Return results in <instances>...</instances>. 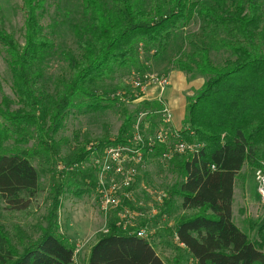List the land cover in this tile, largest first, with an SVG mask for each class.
I'll use <instances>...</instances> for the list:
<instances>
[{"label": "trees", "instance_id": "16d2710c", "mask_svg": "<svg viewBox=\"0 0 264 264\" xmlns=\"http://www.w3.org/2000/svg\"><path fill=\"white\" fill-rule=\"evenodd\" d=\"M82 2L86 24L78 35L79 55L65 54L69 74L56 85L55 96L47 95L38 85L45 56L55 47L43 24L46 0H24L23 43L6 31L0 18V45L19 104L17 110H11V102L0 103V197L8 209L27 210L39 188V172L31 161L34 154L7 150L8 143L27 145L36 140L42 151L57 158L54 136L71 109L111 108L126 99L142 98L143 92L118 96V88L100 94L99 86L123 68L143 73L142 54L147 59L161 58L180 32L202 20L203 36L206 30L226 36L223 47L227 55L215 63L207 42L191 40L189 49H182L181 56L172 60L179 71L206 80L189 101L182 129L164 127L172 131L173 143L183 141L198 149L166 159L178 182L165 193L161 213L170 212L173 198L181 200L183 211L196 213L178 219L169 228L194 264H264V223L258 228L257 247L233 220L238 175L245 164L258 169L264 159L260 156L261 150L264 152V0ZM110 93L112 99L102 98ZM162 104L158 100L143 105L146 111L161 115ZM133 119L135 116H125L116 140L100 141L94 144L95 150L127 143L124 138L129 129H135ZM147 144L148 150L168 151L165 144ZM86 154L82 150L72 156L68 165L72 168ZM62 180L54 186L52 210L36 242L19 251L0 226V264H73L74 247L58 235ZM88 264L168 263L149 237H139L137 230L124 228L115 219L99 234Z\"/></svg>", "mask_w": 264, "mask_h": 264}, {"label": "rangeland", "instance_id": "374dc122", "mask_svg": "<svg viewBox=\"0 0 264 264\" xmlns=\"http://www.w3.org/2000/svg\"><path fill=\"white\" fill-rule=\"evenodd\" d=\"M23 2L24 0H0V18L3 20L4 28L20 43H23L24 34ZM44 14L43 24L55 47L45 56L44 71L38 85L47 95L55 96L56 85L69 74L65 54L79 55L78 35L85 29V9L82 0H46ZM203 27L202 20L192 22L188 28L179 33L176 40L170 42L166 53L159 59H147L146 55L142 54L143 73L123 68L114 75L113 79H108L99 86L100 94H104L102 92L104 89L111 91L118 88V96L128 92L133 95L143 92L142 98L132 101L126 99L111 108L71 109L63 121L62 129L54 136L58 147L57 158L42 151L36 140H32L27 145H17L14 142L7 144V150H26L33 153L31 161L39 172L38 192L27 210H10L0 197V226L19 251L23 250L25 244L36 242L41 237L42 229L46 227L52 210L54 186L63 178L64 194L58 210V235L74 247L76 260L78 257L81 258L77 264H85L83 258L87 256V250L115 219L128 229L133 228L137 231L145 229L155 250L166 263L194 264L183 247L175 242L169 233V228L178 219L189 218L196 213L183 211L179 198H173L171 201L170 212L161 213L163 200L161 201L159 196L167 193L178 182V175L173 173L170 162L163 157L162 152L155 149L149 152L146 147L143 148L144 164H129L125 167L123 179L130 170L135 171L127 190V193L131 194V200H123L119 208L103 213L100 208L99 190L102 174L97 167L98 160L102 159L103 148L95 150L94 144L116 140L125 116H135V120L133 119L135 127L139 126L143 130L145 141L152 142V146H158L157 134L161 129L164 127L175 129L172 123L181 115L177 91L182 108L187 109L189 101L197 95L206 79L199 74L190 75L179 71L173 67L172 60L181 56L182 49H189L191 40L207 42L215 63H221L227 55L223 47L226 36L211 30L204 31L205 36H203ZM174 74L179 77L172 78ZM146 76L170 79L165 96L168 97L172 90L176 100L172 97L169 106L167 99H162L164 106L172 110L173 115L172 121L166 124L163 123L162 114L157 113V115L144 108V102L159 100L155 97L158 93L153 94L154 85L140 88L136 86V80H145ZM102 98L110 100L113 94L110 93ZM6 101L11 102V110L19 108L6 54L0 45V103ZM182 123L183 120L178 123L177 129H182ZM134 132L131 127L124 140L129 142V137L133 136ZM169 143L170 145L173 143L170 136ZM82 150L87 151L85 158L71 168L68 160L80 154ZM260 153L262 158L264 152L261 150ZM260 163H264L263 158ZM256 170L250 164H245L236 179L233 220L249 240L259 247L257 232L259 226L264 223V200L257 192ZM112 178H114L112 174L106 175L107 180L104 178V181L108 182L107 188ZM115 183L119 185L120 178H116ZM124 194L121 190L118 194L119 198Z\"/></svg>", "mask_w": 264, "mask_h": 264}, {"label": "built area", "instance_id": "2783aa9c", "mask_svg": "<svg viewBox=\"0 0 264 264\" xmlns=\"http://www.w3.org/2000/svg\"><path fill=\"white\" fill-rule=\"evenodd\" d=\"M137 87H147L150 85L157 86L158 89L163 93L167 90V87L170 85V80L167 77H155V76H146L145 80H137L135 82ZM144 89V88H143ZM159 101L162 102V96H160ZM163 103V102H162ZM162 116L165 123L172 121L173 115L169 108L164 106L162 110ZM176 130V129H175ZM134 134L129 142L124 144H119L115 146H107L102 151V159L98 160L97 167L101 172V180L99 181V190H100V208L103 213H108L110 209H117L121 206L123 200H131V194L127 193L128 188L130 187V181H132V175L135 173L134 170H130L126 173V178L123 179L125 175V167L129 164H144V158L142 150L145 146V138L143 136V130L136 126L134 129ZM172 131L161 129L157 134V141L160 144H165L168 146V151L163 154L165 159H171L173 155H184L188 153H193L198 147L193 144H188L183 141H175L170 145L169 143V133ZM175 138V136H173ZM148 142V141H147ZM152 142H148V146H152ZM151 148V147H149ZM153 149V148H152ZM151 149V150H152ZM151 150H148L149 152ZM99 172V174H100ZM112 174L114 178L110 179L111 183L108 188L106 184V175ZM104 178L106 179L104 181ZM116 178H120V184L117 185ZM256 180H257V192L260 198L264 200V163L261 164L256 170ZM105 182V183H104ZM120 191H124V195L120 198L118 196ZM166 197V194H161L159 198L161 201ZM120 224V223H118ZM121 225V224H120ZM122 226V225H121ZM126 228V227H124ZM138 236L141 238H147L148 235L145 232V229H140L138 231Z\"/></svg>", "mask_w": 264, "mask_h": 264}, {"label": "crops", "instance_id": "0c3cea01", "mask_svg": "<svg viewBox=\"0 0 264 264\" xmlns=\"http://www.w3.org/2000/svg\"><path fill=\"white\" fill-rule=\"evenodd\" d=\"M174 77V79L175 78H178L179 76L178 75H173L172 76V78ZM170 80V79H169ZM176 86V85H175ZM155 88L153 89L154 90V92H153V94H155L156 92L158 93L157 94V96H155L157 99L158 98H160V96H162V99H167V101H168V104H169V102H170V100H171V98L173 97V100H176L175 99V97L173 96V93H172V90L170 91L171 92V94L170 95H172L171 97H170V95L168 96V97H166L165 95H166V93H167V90L166 91H164L163 93H161V91L158 89V87L157 86H154ZM177 87V86H176ZM156 89V90H155ZM177 89H178V87H177ZM176 94V93H175ZM156 95V94H155ZM177 99H179V108H180V110H181V115H180V117H179V119L178 120H176V121H174L172 124H173V126L175 127V129L176 130H179V129H177V125H178V123H180L182 120H184V117H185V114H186V108L184 109V107L182 108V103H181V100H180V98H179V91H177ZM155 98V99H156ZM169 106H170V104H169ZM172 111V110H171ZM97 242V239L95 240V242L89 247V249L87 250V253H86V255L87 256H84V260H85V264H88V260H89V257H90V252H91V248L95 245V243ZM81 257V256H80ZM80 259L81 258H79L78 257V259L76 260V256H75V259H74V262H73V264H77L79 261H80Z\"/></svg>", "mask_w": 264, "mask_h": 264}]
</instances>
